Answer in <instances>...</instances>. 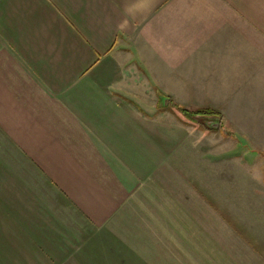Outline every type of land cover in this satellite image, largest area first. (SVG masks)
<instances>
[{"label":"crops","instance_id":"obj_1","mask_svg":"<svg viewBox=\"0 0 264 264\" xmlns=\"http://www.w3.org/2000/svg\"><path fill=\"white\" fill-rule=\"evenodd\" d=\"M211 69L264 95V0H0V264H101Z\"/></svg>","mask_w":264,"mask_h":264},{"label":"rangeland","instance_id":"obj_2","mask_svg":"<svg viewBox=\"0 0 264 264\" xmlns=\"http://www.w3.org/2000/svg\"><path fill=\"white\" fill-rule=\"evenodd\" d=\"M211 70L174 82L167 104L188 130L119 217L101 264H264V95L259 81Z\"/></svg>","mask_w":264,"mask_h":264},{"label":"trees","instance_id":"obj_3","mask_svg":"<svg viewBox=\"0 0 264 264\" xmlns=\"http://www.w3.org/2000/svg\"><path fill=\"white\" fill-rule=\"evenodd\" d=\"M182 113L184 114L185 117L188 119H199L201 116H204V113L202 112H197V113H189L185 110H182Z\"/></svg>","mask_w":264,"mask_h":264},{"label":"water","instance_id":"obj_4","mask_svg":"<svg viewBox=\"0 0 264 264\" xmlns=\"http://www.w3.org/2000/svg\"><path fill=\"white\" fill-rule=\"evenodd\" d=\"M168 102V100H166V103Z\"/></svg>","mask_w":264,"mask_h":264}]
</instances>
